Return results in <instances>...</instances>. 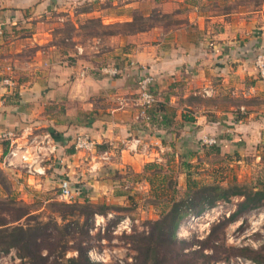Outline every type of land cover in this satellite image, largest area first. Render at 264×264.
I'll list each match as a JSON object with an SVG mask.
<instances>
[{
	"label": "crops",
	"instance_id": "0c3cea01",
	"mask_svg": "<svg viewBox=\"0 0 264 264\" xmlns=\"http://www.w3.org/2000/svg\"><path fill=\"white\" fill-rule=\"evenodd\" d=\"M102 1L119 8L158 7L186 22L177 24L173 33L171 28L154 25L130 34L126 40L131 48L124 53L122 72L111 76L97 64L106 52L82 56L53 51L52 31L59 15L75 13L68 10L66 0H0L2 30L25 31L31 36L14 40L22 37L46 44L35 50L31 58L35 62H29L30 80L19 83L12 72L17 93L13 99L8 90L13 86L2 83L7 74L6 49L12 52L6 45L14 44L13 38L6 43L0 36V151L8 143L1 138L3 130L27 127L30 138L40 141L48 136L57 144L53 158L62 165L55 172L65 173L72 182L71 178H80L85 186L96 189L110 169L138 170L151 159L161 160L163 151H183L185 140L220 134L216 136L220 148L239 154L255 150L264 141V22L255 24L244 17L235 22L219 0H95L91 10L79 14L99 15L104 10ZM65 55L74 61L66 62ZM58 59L61 63L50 62ZM142 73L154 77L156 102L146 111L148 119L140 115L136 103ZM196 93L237 102L201 105L193 112ZM250 98L257 101L245 102ZM77 133L95 140L91 158L74 149L72 139ZM45 166L47 171L51 165Z\"/></svg>",
	"mask_w": 264,
	"mask_h": 264
},
{
	"label": "rangeland",
	"instance_id": "374dc122",
	"mask_svg": "<svg viewBox=\"0 0 264 264\" xmlns=\"http://www.w3.org/2000/svg\"><path fill=\"white\" fill-rule=\"evenodd\" d=\"M66 1L71 6L68 10L75 13L59 15V24L52 31V42L56 46L53 51L77 52L82 56L93 51L106 52L97 60L101 67L123 63L124 53L131 48L126 40L132 34L129 31L137 26L162 25L165 30L171 28L173 33L177 24L186 22L173 13L161 12L158 7L119 8L108 1L101 2L104 10L99 15L79 14L91 10L95 0ZM219 2L221 9L229 11L235 22L243 17L247 21L255 20V24L264 22V0ZM146 11L149 14L142 18L141 14ZM128 21L130 25H126ZM191 26L188 22L189 31ZM16 31L4 29L0 36L6 43L13 38L14 44L6 45L12 52L6 49L3 62L10 65V75L13 72L20 83L30 80L29 62H35L31 60L35 50L46 44L21 40L24 36L30 37V33ZM19 35L22 37L14 40ZM64 57L68 63L74 61L73 56ZM50 62L61 63L60 59ZM8 90L13 99L17 98L15 82ZM252 101L257 100L250 98L245 102ZM235 102L237 100L225 96L212 99L196 93L193 94V112L201 105ZM208 136L215 137L216 143H204L197 138L185 140L183 151H163L161 160L151 159L138 170L126 166L105 171L101 178L106 181L97 183L96 189L85 186L80 178H71L74 189L80 193L68 200L59 197L58 186L59 178L68 176L54 169H60L62 162L51 156L45 161L51 165L46 175L34 178L29 177L21 165L3 166L2 156L6 151L2 150L0 228L22 226L26 237L37 243L31 248L47 254L48 264H68L67 258L77 254L78 246L87 249L91 264H260L254 259H262L260 255L264 252V204L234 216L241 197L233 196L199 214H188L173 237L163 234L161 238L153 228L152 222L163 215L174 199L184 194L188 179L199 185L237 182L249 188L264 187V141L258 143L255 150L239 154L222 150L219 139ZM5 146L4 142L3 148ZM91 155L88 153V158ZM152 162L156 165L147 166ZM17 253L19 250L14 247L4 251L0 246V264H31L38 260H29L27 256L21 259Z\"/></svg>",
	"mask_w": 264,
	"mask_h": 264
},
{
	"label": "trees",
	"instance_id": "16d2710c",
	"mask_svg": "<svg viewBox=\"0 0 264 264\" xmlns=\"http://www.w3.org/2000/svg\"><path fill=\"white\" fill-rule=\"evenodd\" d=\"M141 17L145 15L141 14ZM130 21L126 22V25H130ZM154 25L147 24L137 26L136 28L130 30L132 34L150 29ZM122 64L115 65L116 67L122 69ZM121 74V73H119ZM4 151H7L8 143H5ZM72 152V151H69ZM155 163H148L147 166L154 165ZM156 165V164H155ZM186 190L181 197L174 199L166 210H164L163 215L153 221V228L158 230L159 237L165 234L166 236H174V231L181 222V220L188 214H199L204 211L207 207L215 205L218 201H224L230 199L233 196L241 197L237 202V207L233 212L234 216H238L241 213L250 210L252 208L258 207L264 204V187L256 188L254 186L248 187L243 184L233 183L231 185H222L220 183L202 184L199 185L196 181L187 180ZM81 207H86L83 204H79ZM89 205V204H87ZM25 230L22 226H14L10 229L6 227L0 228V246L1 250L6 251L10 247H14L19 250L17 255L19 258L23 259L25 256L30 260L31 258H37V261L31 264H48L46 262L47 254L42 255L37 252L38 249L35 247L32 249L31 245L37 243L31 241V238L26 237ZM77 254L75 256L68 257V264H91L90 258L88 256L87 249L83 246H78L76 248ZM258 255V254H257ZM262 259L255 257L254 260L258 261L260 264H264V252L260 255ZM260 260V261H259ZM27 263V261H26ZM30 264V263H28ZM58 264V263H54Z\"/></svg>",
	"mask_w": 264,
	"mask_h": 264
},
{
	"label": "built area",
	"instance_id": "2783aa9c",
	"mask_svg": "<svg viewBox=\"0 0 264 264\" xmlns=\"http://www.w3.org/2000/svg\"><path fill=\"white\" fill-rule=\"evenodd\" d=\"M2 32V25L0 24V33ZM258 65L263 72V63L257 61ZM133 65L131 61L129 63ZM7 74L2 78V83L5 86H14V80L11 74L10 65L5 66ZM101 70L109 75H117L122 70L116 66H103ZM154 83L153 75L149 73H142L137 79L138 93L136 97V103L141 108L140 115L149 118L146 113L147 109L156 102L155 93L152 90ZM28 131V132H27ZM23 132H26L24 135ZM32 132L26 127L25 131H17L16 129H6L1 132V137L8 141L7 151L2 156V165L8 167H14L15 165H21L30 175L42 176L46 174L45 161L50 159L51 156L56 152L57 144L53 142L48 136H45L40 141L36 140V137L30 138ZM22 139V141L20 140ZM202 142L204 143H216L215 137H203ZM72 145L75 150L91 153L95 152L96 142L87 133H77L72 139ZM60 188L59 197L63 199H71L80 192L74 189L75 186L67 177L59 179Z\"/></svg>",
	"mask_w": 264,
	"mask_h": 264
}]
</instances>
